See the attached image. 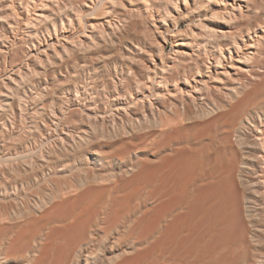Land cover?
I'll list each match as a JSON object with an SVG mask.
<instances>
[{
    "label": "bare ground",
    "instance_id": "bare-ground-1",
    "mask_svg": "<svg viewBox=\"0 0 264 264\" xmlns=\"http://www.w3.org/2000/svg\"><path fill=\"white\" fill-rule=\"evenodd\" d=\"M37 1H0V264H264V0H42L13 44Z\"/></svg>",
    "mask_w": 264,
    "mask_h": 264
},
{
    "label": "rangeland",
    "instance_id": "rangeland-1",
    "mask_svg": "<svg viewBox=\"0 0 264 264\" xmlns=\"http://www.w3.org/2000/svg\"><path fill=\"white\" fill-rule=\"evenodd\" d=\"M1 2L2 1H5V0H0ZM18 1H21V0H18ZM50 1V0H49ZM107 1H109V0H107ZM110 1H112V0H110ZM0 2V3H1ZM50 2H52V1H50ZM53 2H55V0H53ZM41 3V4H40ZM43 3L44 2H42V0H38L36 3H34V6L32 5V7H34V8H32L31 7V11H28L27 12V10H25V11H23V14H22V20H21V22H20V25H18L17 27H16V29L18 30L17 31V33L15 34V36H13V44L14 43H16L15 45H17V44H19L20 42L21 43H24V41H26L25 39H27V32H29V34H30V25L28 26L27 24L29 23V22H31L32 23V21H33V24H34V22L36 23V21H34L35 19V14H36V12H35V14H33L34 13V11H36V9L37 8H40L42 5H43ZM94 3H96V4H94ZM94 3H92V10H91V12H88L87 14H85V16H84V23L86 24V25H88V20L89 19H92V17H94L95 18V16H96V14H98L97 16H99V14H100V11L97 9V7L98 6H100L99 4H101V1L100 0H94ZM55 7H57V3L55 2V3H52ZM36 5V6H35ZM40 5V7H38V6ZM63 5H65V4H62L61 6H63ZM63 7H65V6H63ZM67 8H68V5H67V7L66 8H63L64 9V13H65V11L67 10ZM66 9V10H65ZM69 9H71V8H68V12H69ZM62 10V9H61ZM33 11V12H32ZM30 12V13H29ZM62 12H63V10H62ZM99 12V13H98ZM25 14V15H24ZM34 16V18H33V16ZM65 16H67V13L66 14H64ZM26 16H28V19H27V17ZM32 16V17H31ZM96 16V17H97ZM20 17V18H21ZM1 19H7V21H8V18H5V16H4V18H2L1 17ZM34 19V20H33ZM103 19V18H102ZM29 20V21H28ZM32 20V21H31ZM189 19L188 18H183V17H180L179 18V20H178V22H177V26L175 25V26H172L171 28H169V29H166V28H162V30H163V35L165 36H163L165 39H163L164 41V48H163V50H165V52L166 53H168V54H170V53H172L174 50H176V48H177V41L176 40H180L179 38H180V36H177V32L176 31H178V30H186V28H188L187 26H189V24H190V22L188 21ZM4 21H6V20H4ZM24 22H28L26 25L29 27H27L26 25H23V24H25ZM38 22V21H37ZM67 23H66V25H68L69 24V22L68 21H66ZM30 24V23H29ZM32 24V25H33ZM37 25H38V23H36ZM35 25V24H34ZM25 27V28H24ZM176 27V28H175ZM23 28V29H22ZM16 29H15V32H16ZM21 30V31H20ZM88 30V29H87ZM167 30V31H166ZM26 31V32H25ZM43 31L44 32H47L48 30L46 29V30H43L42 29V31H40V35L38 34V35H36L37 37H39L40 39H42L43 38V40H45L44 39V37L45 36H47L48 34L50 35V32L48 33H44L45 35L43 36ZM138 31V32H137ZM68 33L69 31L68 30H64V32L63 33ZM135 32V33H134ZM139 32H140V28H136V30L134 29L133 31H132V37H131V39L132 40H130V41H132L133 42V40H136V41H138V37L140 36V34H139ZM0 33H1V35H3L4 36V32H2V31H0ZM25 33V34H24ZM27 33V34H26ZM81 33V34H80ZM24 34V37L22 36ZM79 34H80V36H82V37H84V34H85V32H79L78 33V35H76V36H79ZM138 35V36H137ZM22 36V37H21ZM25 36H26V38H25ZM43 36V37H42ZM65 36V35H64ZM63 35H61V39H59V41L60 40H71V39H67V37L65 36V39L63 38L64 37ZM20 37L22 38V39H20ZM48 38L46 39V41L47 40H50V41H52L51 40V38H50V36H47ZM137 37V38H136ZM173 37V38H172ZM25 38V39H24ZM50 38V39H49ZM20 39V40H19ZM24 39V40H23ZM73 39V38H72ZM176 39V40H175ZM56 39L54 38L53 39V41H55ZM7 42V41H6ZM25 43H27V42H25ZM24 43V44H25ZM26 58L27 57H24V60H22L21 59V63H19L20 65H23L24 63L23 62H26ZM23 61V62H22ZM2 65H0L1 66V74H0V82H1V79L2 78H4V79H6V76H11V74H12V72H14L15 70H16V68L14 69V68H12L11 66H10V63L9 62H7V63H5V65H6V67L4 68V63L3 62H0ZM77 63L78 64H76V66H69V67H66V68H63L60 72H58V75H57V79H56V75H50V76H45L46 78H47V80H46V78L44 77L43 78V80H42V85H50L51 83H61L62 84V81L63 82H65V84H66V82L68 81V83L69 82H71L70 84H72V81H74L75 80V75H77V72L79 73V72H81V71H83V66H84V64L85 63H87V61L85 60V59H79L78 61H77ZM81 67V68H80ZM68 68V69H67ZM71 68V69H70ZM76 68V69H75ZM5 69V70H4ZM3 70H4V72H3ZM10 70V71H9ZM65 70L67 71V70H69V71H67V72H65ZM72 70V71H71ZM88 70H86L85 71V73L86 74H88V77H87V79H86V81L85 82H90V80H91V78L89 77V73L87 72ZM3 72V73H2ZM61 72H63V73H61ZM76 73V74H75ZM70 74V75H69ZM74 74V75H73ZM3 75V76H2ZM60 75V76H59ZM62 75V76H61ZM65 75V76H64ZM68 75V76H67ZM67 76V77H66ZM61 77V78H60ZM8 78V77H7ZM52 80H50V79ZM65 78V79H64ZM73 78V79H72ZM56 79V80H55ZM64 79V80H63ZM68 79V80H67ZM71 79V80H70ZM62 80V81H61ZM47 81V82H46ZM61 81V82H60ZM46 82V83H45ZM67 83V84H68ZM68 87V88H67ZM65 88H66V90H65ZM69 88H70V86H66V87H64L62 90H61V94L63 95V93H64V95H66L65 93H67V91L69 90ZM63 91V92H62ZM87 96H89V94H87ZM86 97V96H85Z\"/></svg>",
    "mask_w": 264,
    "mask_h": 264
}]
</instances>
